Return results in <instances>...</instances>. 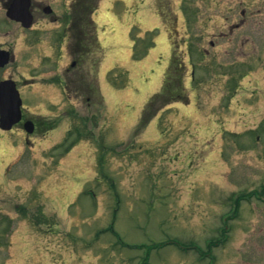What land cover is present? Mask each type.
Returning a JSON list of instances; mask_svg holds the SVG:
<instances>
[{
    "label": "rangeland",
    "instance_id": "obj_1",
    "mask_svg": "<svg viewBox=\"0 0 264 264\" xmlns=\"http://www.w3.org/2000/svg\"><path fill=\"white\" fill-rule=\"evenodd\" d=\"M154 1L102 0L85 56L60 23L4 29L15 56L0 80L55 132L22 144L0 130V264H264V0H251L254 67L197 70L195 85L189 69L190 103L139 128L172 51ZM69 130L80 143L66 152Z\"/></svg>",
    "mask_w": 264,
    "mask_h": 264
},
{
    "label": "flooded vegetation",
    "instance_id": "obj_2",
    "mask_svg": "<svg viewBox=\"0 0 264 264\" xmlns=\"http://www.w3.org/2000/svg\"><path fill=\"white\" fill-rule=\"evenodd\" d=\"M101 1L94 4L92 0H0V37L10 34V30L5 28H18L22 32L41 30L36 26L44 20L60 23L57 30L61 31V40L70 35L75 37L79 31V22L92 19ZM154 2L155 13L166 26L171 42L172 51L167 69L171 77L173 101L181 100L180 79L183 75L187 77L186 71L189 69L193 85L197 81V70L242 71L254 67L255 41L251 24L254 9L251 0H182V15L170 11L167 1ZM18 21L23 25L29 21L33 24L31 28H25ZM180 22H184L183 33L179 29ZM205 36L211 37L206 41V46L201 44ZM75 48L72 46L73 50ZM0 49L13 51L7 43H0ZM234 79L232 74L229 81ZM186 98L183 103L190 99V95ZM24 120H29L25 111ZM35 126L36 130L39 129L36 122Z\"/></svg>",
    "mask_w": 264,
    "mask_h": 264
},
{
    "label": "water",
    "instance_id": "obj_3",
    "mask_svg": "<svg viewBox=\"0 0 264 264\" xmlns=\"http://www.w3.org/2000/svg\"><path fill=\"white\" fill-rule=\"evenodd\" d=\"M9 52L0 51V66H5L9 62ZM22 100L12 80L0 83V127L4 130H10L12 126L21 119ZM27 131L32 132L33 124H25Z\"/></svg>",
    "mask_w": 264,
    "mask_h": 264
},
{
    "label": "trees",
    "instance_id": "obj_4",
    "mask_svg": "<svg viewBox=\"0 0 264 264\" xmlns=\"http://www.w3.org/2000/svg\"><path fill=\"white\" fill-rule=\"evenodd\" d=\"M78 38H79V35L74 38L75 42L77 43V45L79 47L77 52L80 54V56H85L83 47L81 48L82 42L79 41V40H81V38H79V39ZM170 78H171L170 74L167 73L162 90L158 94L152 96L149 99L147 105L144 108L142 117L140 119L139 128H144V127L148 126L150 121L154 118V116L157 115L156 113L161 109V107H164L173 101L171 99L172 88H171V79ZM180 92H181V89H180Z\"/></svg>",
    "mask_w": 264,
    "mask_h": 264
}]
</instances>
